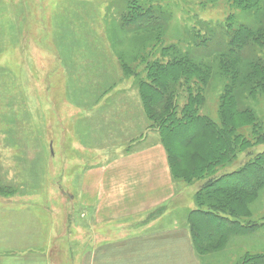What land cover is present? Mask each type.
<instances>
[{
	"label": "rangeland",
	"instance_id": "1",
	"mask_svg": "<svg viewBox=\"0 0 264 264\" xmlns=\"http://www.w3.org/2000/svg\"><path fill=\"white\" fill-rule=\"evenodd\" d=\"M130 1L0 0V264H21L19 249L36 234L40 244L45 232L53 264H92L95 229L110 225L95 223L80 185L94 168L141 146L138 138L123 148L131 117L159 137L140 97L148 63L163 61L162 47L172 46L207 65L200 113L218 120L229 82L218 53L238 27L264 35V0H245L252 4L247 9L234 0H135L152 12L146 25L124 22ZM259 46L250 39L242 50L262 56ZM243 79L238 102L264 123V91L246 96ZM174 183L173 199L152 213L166 209L191 239L189 215L201 180ZM249 208V219L262 225L199 253L202 261L238 264L246 253L264 255V186Z\"/></svg>",
	"mask_w": 264,
	"mask_h": 264
},
{
	"label": "trees",
	"instance_id": "2",
	"mask_svg": "<svg viewBox=\"0 0 264 264\" xmlns=\"http://www.w3.org/2000/svg\"><path fill=\"white\" fill-rule=\"evenodd\" d=\"M131 1L132 11L124 22L149 23L150 8ZM251 1L234 0L245 9ZM253 30L236 28L226 49L217 55L221 73L229 79L220 96L218 120L200 113L207 65L197 64L172 46L162 47L163 61L148 63L139 83L148 127L158 132L172 179L201 180L195 194L197 207L189 215L191 241L198 254L222 247L231 234H245L262 225L249 219V203L264 186V123L239 104L237 95L243 78L247 84L240 90L247 89L246 96L264 91V55L249 57L242 50L253 39L264 54V35ZM241 153L244 160L237 159ZM240 161L242 165L235 168ZM238 264H264V255L246 253Z\"/></svg>",
	"mask_w": 264,
	"mask_h": 264
},
{
	"label": "crops",
	"instance_id": "3",
	"mask_svg": "<svg viewBox=\"0 0 264 264\" xmlns=\"http://www.w3.org/2000/svg\"><path fill=\"white\" fill-rule=\"evenodd\" d=\"M135 118L120 139L123 148L138 138L141 146L94 168L80 185L82 203L92 205L95 223L110 225L109 230L95 229L92 264H206L175 215L166 209L152 213L173 199L175 183L159 137ZM45 233L40 244L39 235L32 234L28 248L19 249V263L53 264Z\"/></svg>",
	"mask_w": 264,
	"mask_h": 264
}]
</instances>
